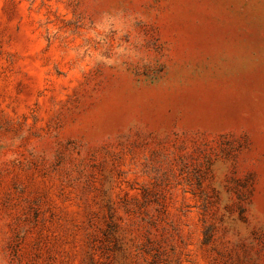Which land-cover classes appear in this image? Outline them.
<instances>
[{"label": "rangeland", "instance_id": "374dc122", "mask_svg": "<svg viewBox=\"0 0 264 264\" xmlns=\"http://www.w3.org/2000/svg\"><path fill=\"white\" fill-rule=\"evenodd\" d=\"M0 264H264V0H0Z\"/></svg>", "mask_w": 264, "mask_h": 264}]
</instances>
